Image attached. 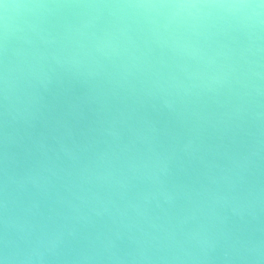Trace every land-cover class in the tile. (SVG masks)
<instances>
[{
  "label": "clouds",
  "instance_id": "9594fccd",
  "mask_svg": "<svg viewBox=\"0 0 264 264\" xmlns=\"http://www.w3.org/2000/svg\"><path fill=\"white\" fill-rule=\"evenodd\" d=\"M0 264H264V0H0Z\"/></svg>",
  "mask_w": 264,
  "mask_h": 264
},
{
  "label": "water",
  "instance_id": "95a60500",
  "mask_svg": "<svg viewBox=\"0 0 264 264\" xmlns=\"http://www.w3.org/2000/svg\"><path fill=\"white\" fill-rule=\"evenodd\" d=\"M0 137H2V133H0Z\"/></svg>",
  "mask_w": 264,
  "mask_h": 264
}]
</instances>
